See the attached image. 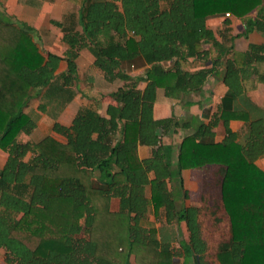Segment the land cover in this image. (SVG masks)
Segmentation results:
<instances>
[{
    "label": "trees",
    "instance_id": "16d2710c",
    "mask_svg": "<svg viewBox=\"0 0 264 264\" xmlns=\"http://www.w3.org/2000/svg\"><path fill=\"white\" fill-rule=\"evenodd\" d=\"M68 1L75 7L70 19L53 22L64 32V56L45 52L0 14V150L8 155L0 166L5 263L193 264L198 257L205 264L208 246L198 212L184 207L183 172L220 165V204L230 239L216 262L264 264V170L256 163L264 157V110L248 95L250 87L264 84V43L246 51L235 46L237 38L264 35V0ZM214 17L224 19V29L208 26ZM240 21L243 31L233 35L232 24ZM83 49L110 80L132 81L121 66L143 58L150 68L137 82L146 88L137 89L136 82L113 92L118 107L109 108L110 118L87 106L70 126L56 122L53 130L65 143L52 136L21 140L38 127V116L26 109L44 89L52 88L65 104L73 100L70 87ZM63 61L67 71L58 84ZM212 76L228 93L209 124L181 138L172 165L173 146L163 139L190 123L156 120L158 92L173 99L199 95ZM232 121L245 125L243 135L233 132ZM220 123L224 140L207 142ZM140 145L153 148L150 159H140ZM175 225L186 228L187 239H180Z\"/></svg>",
    "mask_w": 264,
    "mask_h": 264
},
{
    "label": "crops",
    "instance_id": "0c3cea01",
    "mask_svg": "<svg viewBox=\"0 0 264 264\" xmlns=\"http://www.w3.org/2000/svg\"><path fill=\"white\" fill-rule=\"evenodd\" d=\"M74 12L75 7L68 0H0V14L29 32L45 52H53L60 56H64L68 46L63 42L64 32L60 27L54 25L53 22L66 23ZM254 15L255 13H252V16ZM241 22L232 24L233 35L242 33ZM208 26L213 30L224 29V19L221 17L210 18ZM263 43L264 35L260 33H251L248 37H240L235 40V46L239 51H246L250 44ZM76 65V81L70 87L75 92V96L70 103L65 104L58 93L52 92V88L51 90L44 89L40 98L31 101L28 107L30 110L26 111L35 113L38 116V127L33 134L27 136L28 141H32L30 137L35 135L36 140L32 142H38L46 136H52L65 143L66 139L54 132L53 125L57 122L64 126H70L77 112L87 106L96 107L103 117L110 118L109 108L118 107L111 94L120 87L135 84L138 78L144 77L150 68L143 58H137L132 64L123 63L121 66L122 71L128 74L132 81L110 80L105 72L96 67L94 56L86 49L80 51ZM165 66H169V64L166 63ZM66 71L67 63L63 61L58 70V84L62 83L60 75L66 73ZM136 86L137 89L143 91L147 83L137 82ZM227 93L228 88L213 76L208 81L204 91L199 95L190 94L183 99H173L164 96L162 91L158 92L154 105V118L156 120L175 117L180 123H190L189 128L180 129L179 133L169 134L163 139L164 144L173 146V154L170 158L172 165L177 164L181 138L184 135L196 132L201 124H209L210 117L218 111ZM248 95L264 110V84H255L250 87ZM40 104H46L44 112L38 110ZM230 127L233 132L239 135H243L246 131L245 125L240 121H232ZM213 133L212 137L205 139L207 142H221L227 135L223 123H220L213 130ZM116 138H119V134L116 135ZM138 153L141 160H147L152 157L153 148L140 145ZM0 155L4 156V165L8 155L1 150ZM256 163L264 170V157L260 158ZM221 167L220 165H211L206 168L185 170L183 172L184 189L187 192L184 207L186 209L193 207L197 210L199 223L204 213L210 214L215 221L213 224L216 225V227L210 228L212 231L217 232L215 233L216 238L211 239L207 233H205L206 236L202 234V238L208 246V252L202 257V261L205 264H218L216 255L222 245L230 239L229 218L221 215L223 210L220 204ZM101 175L100 171L95 173L94 180L96 183H98ZM200 191L202 193L198 194ZM115 203L118 205L119 201L117 199L113 200V210L118 209V206L114 207ZM151 220L156 222L154 217ZM156 225L159 227L158 222ZM222 225H225L226 233H223ZM176 228L179 230L181 240L188 238L184 226L179 227V225H176ZM214 244L217 248L215 254L211 252V248L209 249V246ZM180 261L182 263L184 258H181ZM131 264L138 263L132 259ZM193 264H199L198 257L194 258Z\"/></svg>",
    "mask_w": 264,
    "mask_h": 264
},
{
    "label": "rangeland",
    "instance_id": "374dc122",
    "mask_svg": "<svg viewBox=\"0 0 264 264\" xmlns=\"http://www.w3.org/2000/svg\"><path fill=\"white\" fill-rule=\"evenodd\" d=\"M162 1H164V0H162ZM17 4V3H16ZM82 87V86H81ZM26 110H30V108H27ZM109 116H112L111 114H109ZM42 135V134H41ZM39 137H41V136H39ZM28 137L27 136H22V138H21V140H23V141H28V139H27ZM31 139H32V141H35L36 139V136L34 135V136H31L30 137ZM4 156L3 155H0V166H2L3 165V163H4ZM202 192L200 191L198 194H201ZM198 196H200V195H198ZM198 199H200L199 197H198ZM118 205H117V203H115V205H114V207L116 208ZM221 215H223V217H226V218H229L228 216H227V214H226V212L224 211V209L222 210V212H221ZM219 216H220V214H219ZM229 220V219H228ZM215 221H214V218L210 215V214H208V213H204L203 214V217H202V219H201V232H202V234H203V236H206V234L205 233H207L208 234V236L212 239H214V238H216L215 236H216V234L215 233H217V232H215V231H212L210 228H212L213 226L214 227H216V225H214L213 223H214ZM158 226L160 227L161 225H160V223L158 222ZM221 226V225H220ZM223 226V233L225 232L226 233V228H224L225 227V225H222ZM174 227H176V225L174 226ZM185 231V230H184ZM186 232V231H185ZM182 237H183V235H182ZM185 237V236H184ZM176 247H178V246H176ZM211 248V252L213 253V254H215V252H216V245L214 244V245H210L209 246V249ZM0 264H6L5 263V251L4 250H0Z\"/></svg>",
    "mask_w": 264,
    "mask_h": 264
},
{
    "label": "built area",
    "instance_id": "2783aa9c",
    "mask_svg": "<svg viewBox=\"0 0 264 264\" xmlns=\"http://www.w3.org/2000/svg\"><path fill=\"white\" fill-rule=\"evenodd\" d=\"M228 16L230 15V14H227Z\"/></svg>",
    "mask_w": 264,
    "mask_h": 264
}]
</instances>
